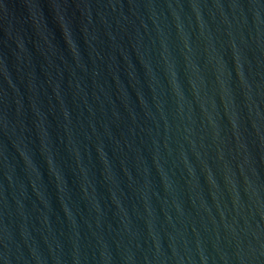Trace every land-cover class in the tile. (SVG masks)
<instances>
[{
	"label": "water",
	"instance_id": "obj_1",
	"mask_svg": "<svg viewBox=\"0 0 264 264\" xmlns=\"http://www.w3.org/2000/svg\"><path fill=\"white\" fill-rule=\"evenodd\" d=\"M0 264H264V0H0Z\"/></svg>",
	"mask_w": 264,
	"mask_h": 264
}]
</instances>
